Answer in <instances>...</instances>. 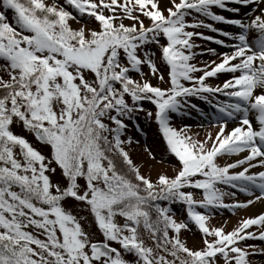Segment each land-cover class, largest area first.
I'll list each match as a JSON object with an SVG mask.
<instances>
[{"label": "snow or ice", "instance_id": "obj_1", "mask_svg": "<svg viewBox=\"0 0 264 264\" xmlns=\"http://www.w3.org/2000/svg\"><path fill=\"white\" fill-rule=\"evenodd\" d=\"M231 4L250 7L232 17L213 10L239 14ZM196 28L231 43L189 30ZM194 37L230 51L197 63L195 56L216 50ZM0 61V264H252L251 255L264 253L244 243L264 240V211L227 230L209 223L214 209L264 199V0H0ZM221 74L229 75L208 82ZM192 97L214 112H201ZM193 110L213 126L202 138L204 123L196 131L172 123L173 114ZM139 112L155 121L176 158L173 175L142 174L123 146L132 141L121 139L125 119L135 123ZM229 188L251 199L237 200ZM172 204L183 206V219H175ZM81 205L101 238L72 211ZM190 224L200 233L198 247L180 237Z\"/></svg>", "mask_w": 264, "mask_h": 264}, {"label": "rangeland", "instance_id": "obj_2", "mask_svg": "<svg viewBox=\"0 0 264 264\" xmlns=\"http://www.w3.org/2000/svg\"><path fill=\"white\" fill-rule=\"evenodd\" d=\"M232 7H234L231 4ZM71 10V9H70ZM214 11L220 12L221 14L225 15L226 17H232L230 11H224L217 8L213 9ZM9 17L11 16V13H8ZM194 16H196V13H193ZM81 23H84L85 26H88V21L86 19H82L80 21ZM129 21H125V23H128ZM147 23V21H145ZM208 23H213L214 27L217 28H230L229 24L221 23V22H214L210 19L207 20ZM71 25L73 27H78V24L76 21H70ZM92 27H95L96 25L93 23L91 25ZM193 31H202L206 35H213V36H219L221 39L222 35L219 33L212 32L211 30H208L206 28H196L192 29ZM255 35V33H250L249 37ZM196 38V37H195ZM199 39V38H198ZM227 41V38L224 37ZM194 42H198L201 44L204 48H212L216 50V55H213L212 53L205 52L202 56L197 55L195 56L194 60L197 63H200L203 61L204 63H207L209 60H217L218 54L221 51L227 52L230 51L229 48L224 47L222 45H219L215 43L214 41H207V40H193ZM228 43L230 41H227ZM152 48L155 50V45L152 46ZM156 55L158 56V51L156 52ZM3 61H0V64H2ZM158 66L160 67L161 71H165L164 66L157 61ZM142 71L144 72V75L146 78L150 79V82L153 84L158 83V81L154 78H151L149 75V70L146 66L142 67ZM0 74H2V69H0ZM130 75L133 76V78H137L138 74L136 72H130ZM199 74V73H198ZM229 74H221L219 79L216 78H209L208 82L215 85L219 82H221L223 79L227 78ZM225 97L223 95H219V99L223 100ZM127 99V97H126ZM193 103H196L199 105L201 112L206 113L208 115H211L214 112V109L210 108V106L203 100H197L193 99ZM145 108H154V106L151 105L150 102L145 101L144 102ZM250 119L253 123V127L256 126V122L254 119V116L250 114ZM125 123L127 127L124 129V133L121 136L122 140L127 139L128 136L132 137L131 143L123 145L125 149L128 151L130 158L132 159L133 163L139 166V170L142 174L148 175L151 179H155V177L163 172L164 174H167L169 176L173 175L175 172V169L177 167L176 162L171 158L169 155V152L166 149V146L163 142V139L161 135L158 132V129L155 126V123L153 120H149L145 117V114L143 112H139L135 115V123H133L130 119H125ZM173 125L176 127H179L181 123L184 124H191L193 125L192 131H196L195 125L204 123L205 127L200 132L198 138H202L204 133L210 128L213 127L212 125L208 124L206 120H202V117L200 114H198L196 111H192L191 116H183V117H177L173 119L172 121ZM235 123V121H232L229 123ZM138 126V127H137ZM12 130L17 134H22L26 137V139L29 140V142L37 147L39 150L45 153L47 155V149L46 147L41 144L39 141H37L34 137V135L29 132L28 130L24 129L22 124L13 123ZM213 131L215 129L213 128ZM147 145V148L151 150L154 154L153 157H149L147 154V151L145 150V146ZM233 157H221L219 159L220 163L225 162V160H230ZM234 158H238V155ZM238 170V169H236ZM60 176V170L57 168L56 176L53 177V179H57ZM218 187H226L222 185H218ZM229 192H235L236 196L235 199L237 200H248L251 199L250 196H248L246 193L240 192L238 189H228ZM194 192V191H193ZM200 192V191H199ZM199 192L197 193L199 197ZM258 195V192L256 193ZM224 199L227 201L229 199L228 196H225ZM254 201L251 205H247L244 207L237 208L235 210L220 208V209H214L212 215L209 216V223L211 225H222L225 230L230 229L234 224H236L239 219L249 216V215H255L259 213V209L253 210L252 205L255 204ZM171 208L173 212L175 213V219L180 220L183 219L186 213L184 212L183 206L181 204H172ZM203 210V209H199ZM72 211L79 215L84 216L85 219L81 221L82 226L88 230L94 237L101 238L100 234L95 228L94 223L92 222V217L89 215L87 210L83 208V205L76 207H72ZM264 211V209L262 210ZM117 221L122 222V218L117 216ZM191 231H181L180 237L182 240L186 242L188 246H200L201 244V236L200 233L197 231L194 225H189ZM140 231L143 233V228L141 227ZM144 240L146 243H151L150 239L147 235L144 236ZM245 244L248 245H254L257 248H264V240L257 239V238H251L247 239ZM251 250V249H250ZM128 259H132L131 255L128 254L126 256ZM249 259L252 261V264H264V253L257 252L249 257Z\"/></svg>", "mask_w": 264, "mask_h": 264}, {"label": "bare ground", "instance_id": "obj_3", "mask_svg": "<svg viewBox=\"0 0 264 264\" xmlns=\"http://www.w3.org/2000/svg\"><path fill=\"white\" fill-rule=\"evenodd\" d=\"M233 5H235V7H240V9H241V11H240L239 14H237V13H232L234 16H237V15H241V16H242L245 12L248 11V7H250V6L245 7V6H242V5H236V4H233ZM230 31H235V30H234V29H230ZM232 124H233V123H231V124L229 125V127H231ZM258 170H260V169H259V168H255V169H253V171H258ZM252 207H253V210H255V209H259V212L262 211V210L264 209V199L258 200V202H255V204H253Z\"/></svg>", "mask_w": 264, "mask_h": 264}]
</instances>
